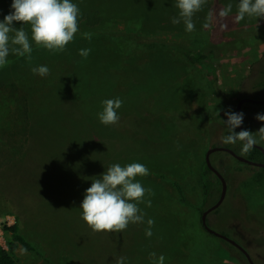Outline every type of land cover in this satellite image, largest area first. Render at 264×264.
Listing matches in <instances>:
<instances>
[{
    "label": "rangeland",
    "instance_id": "obj_1",
    "mask_svg": "<svg viewBox=\"0 0 264 264\" xmlns=\"http://www.w3.org/2000/svg\"><path fill=\"white\" fill-rule=\"evenodd\" d=\"M72 2L80 10L79 32L64 52L32 42L31 60L10 54L0 68V113L9 120V133L22 130L10 142L0 128V243L8 247L4 226L17 223L35 248L19 246L18 264H116L121 257L124 264H153L152 253L157 264L160 256L164 264H249L203 227V172L209 148L233 145L221 139L227 135L225 112H236L242 98L264 101V88L254 87L264 69V19L236 23L239 0H209L188 33L182 22L172 23L175 0ZM12 3L0 0V21ZM228 3L230 16L203 28L207 12ZM25 30L31 40L30 27ZM182 47L218 51L216 89L207 69ZM81 49L91 50L87 58ZM39 66L50 74H33ZM115 98L123 102L120 119L106 126L98 114L104 100ZM242 113L245 130L264 127L256 119L264 104L245 103ZM215 156L212 163L226 174L228 190L208 225L264 264V171L224 152ZM117 163L148 168L149 175L137 179L154 193L145 197L151 207L139 205L144 223L94 233L81 204L92 180ZM148 219L154 221L150 237Z\"/></svg>",
    "mask_w": 264,
    "mask_h": 264
},
{
    "label": "clouds",
    "instance_id": "obj_2",
    "mask_svg": "<svg viewBox=\"0 0 264 264\" xmlns=\"http://www.w3.org/2000/svg\"><path fill=\"white\" fill-rule=\"evenodd\" d=\"M209 0H175L178 16L172 17L173 24L185 25V30L192 33L195 30L194 17L204 10ZM12 12L0 21V68L8 64V57L14 54L31 60L32 42L37 48L46 49L51 53H62L74 41L79 32L80 10L72 0H13ZM233 5L228 3L218 12L209 10L203 28L212 29L219 21L228 18ZM264 19V0H239L234 21L239 23L245 18ZM22 26L16 28L14 24ZM29 26L31 40L25 30ZM221 27H226L221 24ZM85 38L91 39L90 33H84ZM90 49H81L79 55L87 58ZM33 74L46 77L50 74L47 66L32 69ZM119 98L106 99L102 102L103 110L98 114L99 120L106 126L118 124V110L122 107ZM227 120L223 121L227 135L221 137L224 144H242L241 154H248L254 145L264 141V127L256 133L248 130L236 132L240 128L244 114L231 110L225 112ZM256 119L264 122V114H258ZM257 136L259 139H257ZM149 175L148 168L141 163H130L126 166L111 165L99 179H93L91 187L86 190L81 204L82 219L94 233H120L130 224L144 223L145 213L139 207L146 204L151 207V200H145L146 195H154L151 189H146L138 177ZM154 221L147 220L146 235L151 236ZM153 264H157L155 253H152ZM121 257L116 264H124ZM158 264H164L160 256Z\"/></svg>",
    "mask_w": 264,
    "mask_h": 264
},
{
    "label": "trees",
    "instance_id": "obj_3",
    "mask_svg": "<svg viewBox=\"0 0 264 264\" xmlns=\"http://www.w3.org/2000/svg\"><path fill=\"white\" fill-rule=\"evenodd\" d=\"M143 41L148 42V40H145V39H143ZM182 50L190 57V59L193 62H195L199 66L207 69L208 76L213 78V80H212L213 87H214V89H216V87L218 85V76L216 73V68L214 67V61H216V58L218 57V53H217L218 51H216L215 49H210L207 52H201V51H195L192 49H188L185 47H182ZM257 80L258 81L254 82V87L264 88V69L260 71ZM2 86H3V84L0 83V87H2ZM14 89L15 88L13 87L12 92H14ZM11 94L14 95V93H11ZM26 101H27V99H26ZM3 104H4V100L0 99V107H3L2 106ZM24 108H25V110H27V112H29L28 102H25ZM17 116H18V114H17ZM3 119H4V116H2V114L0 113V128H1V130H3V132H8L9 137H10L9 138L10 142H15L14 137L18 133H21L22 130L18 129V133H16V131L9 133L10 127L7 126V122L9 120L7 119L4 121ZM245 122H244V128H245ZM254 129H255L254 131L256 133L257 130H256V128H254ZM261 146L264 147V144H261ZM212 147H214V146H212ZM230 148L233 149L237 154H239L243 157H246L247 159H249L251 161L264 163V153L260 149H258L257 147H253L252 150L248 154H245V155L241 154L242 144L239 141L236 144L231 145ZM217 153H219V152L212 154L211 160L213 159V161H214V158L216 157L215 155ZM227 154H229V153H227ZM231 157L234 158L233 156H231ZM235 160L238 161L236 158H235ZM238 162L242 163L240 161H238ZM262 170L264 171V167L262 168ZM220 172L225 176V178L227 180L226 174L223 173L222 171H220ZM203 182H204V189H205V199H204V209L202 208V210H201L202 213L208 207L212 206L213 204H215L218 201V199L220 198V195H221V191H222L221 181L219 180L217 175L209 169L207 164L205 165L204 172H203ZM4 230L10 234V238L8 239V243H7L8 247L7 248H5L0 243V264H18V261L15 257V252L19 248V246H23L30 251L35 250L33 245L20 233L19 226L17 223L14 225H11V226L5 225ZM235 249L238 250V252L243 255V253L239 249H237L236 247H235Z\"/></svg>",
    "mask_w": 264,
    "mask_h": 264
},
{
    "label": "water",
    "instance_id": "obj_4",
    "mask_svg": "<svg viewBox=\"0 0 264 264\" xmlns=\"http://www.w3.org/2000/svg\"><path fill=\"white\" fill-rule=\"evenodd\" d=\"M245 103H253V104H264V101H260V100H253L250 98H242L238 101L237 103V107H236V113H241L242 112V108L243 105ZM245 130L244 128V120L243 123L241 125V127L239 128V132ZM254 147H257L258 149H260L263 153H264V147L261 145H254ZM216 152H226L229 153L231 156H233L234 158H236L238 161L249 164V165H253V166H257V167H264V163H260V162H255V161H251L249 159H247L246 157H243L239 154H237L233 149L229 148V147H225V146H214L208 149L207 153H206V164L209 167V169L211 171H213L217 177L219 178V180L221 181L222 184V191H221V195L220 198L218 199V201L213 204L212 206L208 207L203 213H202V224L204 226V228L212 235L217 236L225 241H227L228 243H230L232 246L236 247L237 249H239L246 257L247 261L249 262V264H256L254 262V260L252 259L251 255L249 254V252L247 251V249L245 247H243L239 242H237L236 240L214 230L213 228H211L208 225L207 222V218L208 215L215 211L216 209H218L224 202L226 195H227V190H228V183L227 180L225 178V176L213 165L212 160H211V156L212 154L216 153Z\"/></svg>",
    "mask_w": 264,
    "mask_h": 264
},
{
    "label": "flooded vegetation",
    "instance_id": "obj_5",
    "mask_svg": "<svg viewBox=\"0 0 264 264\" xmlns=\"http://www.w3.org/2000/svg\"><path fill=\"white\" fill-rule=\"evenodd\" d=\"M226 153V152H225ZM253 166V165H252ZM263 168V167H262Z\"/></svg>",
    "mask_w": 264,
    "mask_h": 264
}]
</instances>
